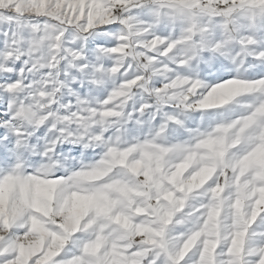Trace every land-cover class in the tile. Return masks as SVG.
<instances>
[{"label":"snow or ice","instance_id":"6c2138e0","mask_svg":"<svg viewBox=\"0 0 264 264\" xmlns=\"http://www.w3.org/2000/svg\"><path fill=\"white\" fill-rule=\"evenodd\" d=\"M0 264H264V0H0Z\"/></svg>","mask_w":264,"mask_h":264}]
</instances>
